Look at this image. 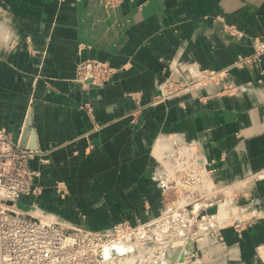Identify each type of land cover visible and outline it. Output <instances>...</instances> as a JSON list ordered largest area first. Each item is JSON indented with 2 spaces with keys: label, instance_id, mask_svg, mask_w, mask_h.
I'll list each match as a JSON object with an SVG mask.
<instances>
[{
  "label": "crops",
  "instance_id": "1",
  "mask_svg": "<svg viewBox=\"0 0 264 264\" xmlns=\"http://www.w3.org/2000/svg\"><path fill=\"white\" fill-rule=\"evenodd\" d=\"M262 34L264 0H0V128L37 152L29 164L40 192L22 205L95 230L149 221L158 138L216 160V186L264 168V54L236 64ZM88 58L114 68L104 85L75 79ZM202 69L225 71L156 99L164 83ZM236 204L241 230L200 242L198 254H211L203 264H264V180Z\"/></svg>",
  "mask_w": 264,
  "mask_h": 264
},
{
  "label": "built area",
  "instance_id": "2",
  "mask_svg": "<svg viewBox=\"0 0 264 264\" xmlns=\"http://www.w3.org/2000/svg\"><path fill=\"white\" fill-rule=\"evenodd\" d=\"M228 30L241 34L231 26ZM252 44L253 53L239 57L236 64H251L264 54V34L253 37ZM224 71L202 69L189 81H171L164 87L160 100L185 92L190 86L201 82H219ZM110 73L111 68L106 62L87 59L79 63L75 77L84 84L102 85ZM229 89H233L232 85H229ZM178 144L188 152L181 149L178 150V155L172 154L171 157H176L177 160L172 172L166 174L164 181L168 180V187L176 176L182 183L185 176H177L176 171H195L199 187L202 188H199L198 192H207V202L201 201V197L191 202L168 201L156 219H125L111 227L95 230L61 222L52 214L44 215L43 211L36 213L38 209L35 206L30 209L19 206L22 204V196L40 192V186L35 182L37 172L29 164L37 152L20 147V142L13 132L1 127L0 264H154L163 259V254L168 248H179V254L183 252L192 258L199 255V243L202 240L213 237L221 241L222 230L231 225L241 230L244 220L238 213L234 197H229L234 191L231 187L236 185L242 190L251 180H264V168L253 172L245 180L243 178L232 185H226L225 190L228 189L230 193H226L229 199L224 202L217 198L220 192L212 188L213 186L205 190V185L212 180L218 169L216 160H201L199 151L193 146H185L183 143L175 145ZM58 188L61 191L64 185L60 184ZM214 206L215 210L210 211ZM221 209L224 210L222 214ZM153 225L160 231L150 232ZM189 240H192V244L187 248ZM117 244L130 246L132 250L105 257V248ZM192 246L195 248L194 252L191 250Z\"/></svg>",
  "mask_w": 264,
  "mask_h": 264
},
{
  "label": "rangeland",
  "instance_id": "3",
  "mask_svg": "<svg viewBox=\"0 0 264 264\" xmlns=\"http://www.w3.org/2000/svg\"><path fill=\"white\" fill-rule=\"evenodd\" d=\"M5 38L9 39V40H14L15 38H12L11 36H6ZM88 59H95V58H88ZM87 60V59H85ZM85 60H81L85 61ZM103 61V60H102ZM79 62V63H80ZM106 62V61H104ZM79 63L77 64V66L79 65ZM107 65L109 66V68H111V73L108 75V78L102 83V85H104L109 77L112 74V70L114 69L108 62H106ZM77 66H76V70H77ZM76 76V75H75ZM76 79V77H75ZM171 81H168L166 83H164V87L168 86L170 84ZM102 85H95V86H102ZM161 95V94H160ZM160 95L156 96L157 100H160ZM176 143L174 141H170L169 139H165V138H158V140L154 143V147L152 148V152L153 154L156 156V159L159 160L160 164H161V168L157 174V178L159 180V184H160V193H159V206H158V212L155 213L154 215H152L151 219H156L159 215L161 210L164 208V205L168 202V201H195L196 198L201 197L200 200L203 202H207V192L206 191H202V192H198L199 184L197 182V175L195 174V171H190L189 173H185L183 171H179V172H175L177 173V176H185L183 177L184 179L182 183L179 182V177H174V181L172 183H169L168 187H167V182L168 180H165L166 174H169L170 172H172L174 166H175V162H176V157H171L172 154H179L178 150H185V152L187 149L183 148L180 144L175 145ZM186 144L185 146H187V144L189 143H183V145ZM188 146H193V148L199 151V148H197V146L195 144H189ZM180 148V149H178ZM183 150V151H184ZM179 160V159H178ZM169 162V163H168ZM251 175V174H250ZM249 175V176H250ZM249 176H247L246 178H248ZM244 178V180L246 179ZM243 179V178H242ZM171 180V179H170ZM241 180V179H240ZM213 181V179L211 180ZM239 181V180H238ZM259 181V180H254V182ZM214 182V181H213ZM237 182V181H236ZM250 182H253L252 180ZM235 182H231L230 184H226V185H232ZM226 185H222V186H216L214 184H212V182L208 181L207 184L205 185V190H207L208 187H212V188H216V190H219L217 194V198H221L224 202L226 200L229 199V197H234V201H237L240 198V195L242 193L241 188H239V186L237 187L236 185L231 187V189H234V191L232 192V194L228 197L227 196V192L230 193V191H226L225 190V186ZM247 185V184H246ZM202 189V188H200ZM225 190V191H224ZM238 206V204H237ZM215 207V206H214ZM40 210V209H39ZM41 211L44 212V215L47 214H52L49 213L45 210ZM240 208L238 206V213H240ZM54 215V214H52ZM55 217H57L56 215H54ZM156 231H160L159 228H157L155 225H153L152 227H150V232L155 233ZM192 240H189L188 242H190ZM204 240H202L201 242H203ZM211 258V254L208 253L207 251L204 252L203 254H199V255H195L194 257L190 258V256H188V254H184V259L183 264H188L190 262H195L196 264H203L206 260ZM179 262V261H177ZM176 262V263H177ZM175 263V264H176Z\"/></svg>",
  "mask_w": 264,
  "mask_h": 264
},
{
  "label": "water",
  "instance_id": "4",
  "mask_svg": "<svg viewBox=\"0 0 264 264\" xmlns=\"http://www.w3.org/2000/svg\"><path fill=\"white\" fill-rule=\"evenodd\" d=\"M20 147L22 148H26L24 146V144H22V142L20 141ZM28 149H35V148H28ZM9 204H11V202H8ZM20 207L24 208V209H30L32 206H23L22 204H19ZM210 211H214L215 207H212L209 209ZM190 244H192V241L189 242L187 248L190 246ZM132 250V248L130 246L124 245V244H117L114 246H110L105 248L104 250V256L105 257H110L113 255H120L123 254L125 252H128ZM180 249L179 248H175V249H171L168 248L165 250L164 254H163V259L160 261H156L154 264H175L177 261L182 262L184 259V254L183 252H181V254H179Z\"/></svg>",
  "mask_w": 264,
  "mask_h": 264
},
{
  "label": "bare ground",
  "instance_id": "5",
  "mask_svg": "<svg viewBox=\"0 0 264 264\" xmlns=\"http://www.w3.org/2000/svg\"><path fill=\"white\" fill-rule=\"evenodd\" d=\"M82 83H84V82H82ZM168 163H169V162H168ZM227 191H229V190L227 189ZM41 212H42V211L39 210V209L36 211V213H39V214H40ZM222 213H224V210H223V209H221V214H222ZM176 264H182V263L177 262Z\"/></svg>",
  "mask_w": 264,
  "mask_h": 264
}]
</instances>
